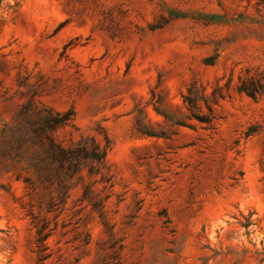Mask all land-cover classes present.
<instances>
[{
	"label": "rangeland",
	"instance_id": "obj_1",
	"mask_svg": "<svg viewBox=\"0 0 264 264\" xmlns=\"http://www.w3.org/2000/svg\"><path fill=\"white\" fill-rule=\"evenodd\" d=\"M2 148L0 264H264V0H2Z\"/></svg>",
	"mask_w": 264,
	"mask_h": 264
},
{
	"label": "trees",
	"instance_id": "obj_2",
	"mask_svg": "<svg viewBox=\"0 0 264 264\" xmlns=\"http://www.w3.org/2000/svg\"><path fill=\"white\" fill-rule=\"evenodd\" d=\"M1 1L2 0H0V3H1ZM53 123H54V116H52L51 112H49V111L47 112V115H45L44 117L38 118V122H37L38 127L41 130L50 127ZM7 153L8 152H7L6 148H2L0 151V155L3 157H5V155H7ZM37 160H38V158H37ZM37 160H35V161H37ZM250 222H251L250 218H247L246 221L244 222V226H248L250 224Z\"/></svg>",
	"mask_w": 264,
	"mask_h": 264
}]
</instances>
